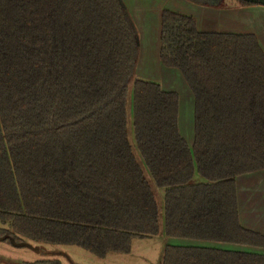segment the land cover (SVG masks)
Returning <instances> with one entry per match:
<instances>
[{
  "label": "trees",
  "instance_id": "trees-1",
  "mask_svg": "<svg viewBox=\"0 0 264 264\" xmlns=\"http://www.w3.org/2000/svg\"><path fill=\"white\" fill-rule=\"evenodd\" d=\"M138 56L122 0H0V238L100 259L161 234L264 248L241 226L236 195L237 177L264 170L259 41L162 12L160 60L193 95L192 146L178 94L137 79ZM161 264H264V255L167 245Z\"/></svg>",
  "mask_w": 264,
  "mask_h": 264
},
{
  "label": "crops",
  "instance_id": "crops-1",
  "mask_svg": "<svg viewBox=\"0 0 264 264\" xmlns=\"http://www.w3.org/2000/svg\"><path fill=\"white\" fill-rule=\"evenodd\" d=\"M139 36V56L135 77L159 83L166 92L179 96V130L189 146L194 142V98L178 70L163 66L160 60L161 16L164 10L190 16L204 33L252 34L264 51V6L217 8L205 0H122ZM189 111V112H187ZM186 113V114H185ZM191 140V141H190ZM238 216L243 228L264 236V170L236 178ZM175 246L218 247L264 255V248L232 244L172 239Z\"/></svg>",
  "mask_w": 264,
  "mask_h": 264
},
{
  "label": "rangeland",
  "instance_id": "rangeland-1",
  "mask_svg": "<svg viewBox=\"0 0 264 264\" xmlns=\"http://www.w3.org/2000/svg\"><path fill=\"white\" fill-rule=\"evenodd\" d=\"M227 4L230 6H239L235 0H227ZM131 140L134 143L133 137ZM200 180V177L196 176L195 182H199ZM156 192L159 204L160 223L163 230V194L160 190ZM168 239L163 234L154 238L136 239L132 243L130 254H109L104 259L97 258L75 246H43L25 241L26 245L20 247L18 245H10L5 241H0V264H25L49 259H58L61 264H161L164 248L167 245H174L172 242L167 241Z\"/></svg>",
  "mask_w": 264,
  "mask_h": 264
},
{
  "label": "water",
  "instance_id": "water-1",
  "mask_svg": "<svg viewBox=\"0 0 264 264\" xmlns=\"http://www.w3.org/2000/svg\"><path fill=\"white\" fill-rule=\"evenodd\" d=\"M244 1L254 4V5L264 6V0H244ZM5 239H6L5 237H1L0 241H5ZM16 245L22 247V246H25L26 244H16ZM37 252H38V247H37Z\"/></svg>",
  "mask_w": 264,
  "mask_h": 264
}]
</instances>
